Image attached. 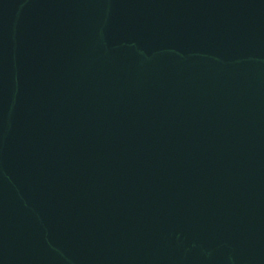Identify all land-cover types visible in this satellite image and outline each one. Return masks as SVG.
Here are the masks:
<instances>
[{
    "label": "water",
    "instance_id": "obj_1",
    "mask_svg": "<svg viewBox=\"0 0 264 264\" xmlns=\"http://www.w3.org/2000/svg\"><path fill=\"white\" fill-rule=\"evenodd\" d=\"M0 264H264V0H0Z\"/></svg>",
    "mask_w": 264,
    "mask_h": 264
}]
</instances>
